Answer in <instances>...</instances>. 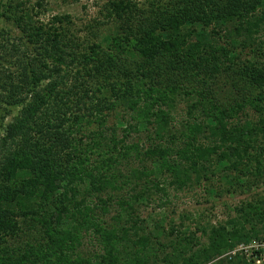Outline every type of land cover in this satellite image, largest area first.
I'll return each mask as SVG.
<instances>
[{
    "label": "trees",
    "instance_id": "1",
    "mask_svg": "<svg viewBox=\"0 0 264 264\" xmlns=\"http://www.w3.org/2000/svg\"><path fill=\"white\" fill-rule=\"evenodd\" d=\"M147 3L108 0L100 41L92 26L89 38L67 28L69 14L41 21L44 0L0 1L13 26L1 33L0 121L22 109L0 137V264H256L224 252L264 239V197L235 205L196 248L164 209L174 191L264 183V0ZM193 215L180 217L206 232ZM163 236L178 239L172 251Z\"/></svg>",
    "mask_w": 264,
    "mask_h": 264
},
{
    "label": "rangeland",
    "instance_id": "2",
    "mask_svg": "<svg viewBox=\"0 0 264 264\" xmlns=\"http://www.w3.org/2000/svg\"><path fill=\"white\" fill-rule=\"evenodd\" d=\"M1 1V0H0ZM7 1V0H5ZM27 5L35 7L37 6L35 3L38 0H25ZM108 0H44L43 9L39 12L38 18L41 21H49L53 16L55 15H64L69 14L71 16V23H66L67 28L70 27L71 30H74L76 34L82 35L84 37H91L89 33V27H94V33L97 34V40H102L104 37L103 35H108L107 33L111 32L112 30V23L110 18L108 17V12L106 11V3ZM136 2V5L139 7H144L147 5L148 0H133ZM38 9V8H37ZM11 23L7 21L5 18H0V43H4V37L1 34L2 30L4 28H12L13 26L10 25ZM215 37V36H214ZM217 40H220L221 42L225 41V38L217 36ZM219 42V43H221ZM218 49V47L216 46ZM244 47L240 46L237 48L238 50L243 49ZM210 51V48L208 49ZM212 53V51L209 52V54ZM252 52H250V49L245 47L243 49L241 57L244 59L251 58ZM180 58V57H179ZM224 58V57H223ZM181 59V58H180ZM199 63V69L200 70H208L210 69L208 65L205 62L198 61ZM137 72V69H132V71H125L124 74H131ZM47 80L43 83L46 84ZM220 87H225V90H228L230 88L229 83H225V86L223 85V82L218 83ZM216 84L215 86L217 87ZM196 90L192 96L198 95V92L200 91V88L194 87ZM183 94V93H181ZM184 95V94H183ZM184 98L186 99V96L184 95L183 98L177 99L172 103L173 112L180 117V115L183 113V108L185 107L186 101H184ZM221 102L217 104L220 109H224L227 105H231L234 102L227 103ZM220 104H225L224 106H221ZM12 114L14 115H20L22 113V109L20 108H14L12 107ZM11 116H7L2 121H0V137L5 134V125L11 120ZM247 181L253 182L256 181L254 177H247ZM174 194L176 193V196L173 197L172 203L165 208V212L169 214V217L166 218L165 226L168 227L169 225L177 226V229L182 228L180 222H183L187 227L183 229L186 231V233L195 232V236L199 237L200 244L197 243L194 244V248L201 247V246H207L209 243V235L210 231H208L211 227V224L214 225L218 223L219 221H224L227 219V213L232 209L235 205H239L243 200L248 199H259L261 200L264 197V183L258 185L257 187H253L251 191L242 193L240 191H235L232 193H226L221 192L214 195L209 194L208 191L204 187H196L191 190H185V191H174ZM112 210H109L106 214L100 213V220L103 219V217L109 218L111 217L115 212L114 207H111ZM153 209V206H149L148 208H145L142 212V216H147L149 212H151ZM182 213H190L194 214L197 219L201 213H204V218L202 220H198L201 222L200 228L204 227L206 229V232L201 230H196L197 224L194 221L183 219L180 217ZM154 215V213H153ZM105 219V218H104ZM103 219V220H104ZM197 222V223H199ZM84 234V237H83ZM85 232L80 233V240L82 242L85 241L84 246H79V250H81V254L86 255L91 253L93 250V244L89 243V239L86 240ZM172 236H163L160 238L161 241L166 243V251H172L173 246L171 245V242H176L175 237L170 238ZM96 242V240H94ZM184 243V241L182 242ZM82 244V243H81ZM261 251V257L264 258V239L263 240H252L251 242H240L237 245H235L233 248H230L224 252V255H230L242 252L246 254L247 260L254 259L255 263H260V259L257 257V251ZM158 252V250H157ZM156 252V258L158 259V263H162V256L163 253ZM42 255V254H41ZM223 256V255H222ZM32 260L35 259V255L31 257ZM35 263V261L32 262V264ZM37 264H42L41 262H38Z\"/></svg>",
    "mask_w": 264,
    "mask_h": 264
}]
</instances>
